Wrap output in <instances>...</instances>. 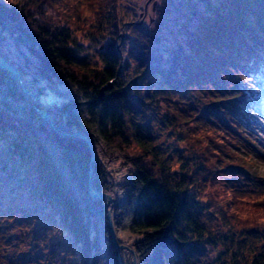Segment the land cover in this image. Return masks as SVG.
Wrapping results in <instances>:
<instances>
[{"label": "trees", "instance_id": "trees-1", "mask_svg": "<svg viewBox=\"0 0 264 264\" xmlns=\"http://www.w3.org/2000/svg\"><path fill=\"white\" fill-rule=\"evenodd\" d=\"M153 1L0 0V50L37 95L0 67V225L37 246L62 231L76 264H131L89 194L90 146L36 104L88 135L139 264H264V0Z\"/></svg>", "mask_w": 264, "mask_h": 264}, {"label": "rangeland", "instance_id": "rangeland-1", "mask_svg": "<svg viewBox=\"0 0 264 264\" xmlns=\"http://www.w3.org/2000/svg\"><path fill=\"white\" fill-rule=\"evenodd\" d=\"M141 4H145L146 0H139ZM124 38V36H123ZM91 38L87 37L85 39L86 44L88 45ZM100 47L103 48L102 45H104V42L101 44H98ZM95 47H97V44H94ZM88 52L92 54V56L97 57V53L95 52V48L89 47ZM264 64V62L262 63ZM51 96H54V94L50 93L47 94V100L50 101ZM63 100V99H62ZM36 101V100H34ZM151 117V114L145 113L143 116V119L149 120ZM264 122V119L262 121ZM260 122L256 123V130L259 131V124ZM157 124H155L156 126ZM157 128V126H156ZM158 129V128H157ZM253 139H257V137L254 136ZM259 139V137H258ZM261 139V153L260 155H254V167H257L259 172L264 174V136ZM167 150L172 151L173 153L178 154V148H175V145L171 144L170 147L167 148ZM4 187H6L3 183H1ZM8 198L10 201L18 203L19 200L17 196H13L11 193L8 194ZM3 206V205H2ZM201 218L205 220L206 218V212L202 211L200 212ZM4 224L0 225V262L6 261L8 258L12 257L15 251L17 249L12 248V244L14 242L20 241L19 251L16 258H12L11 264H76V261L74 257L71 256L69 247L67 245L68 239L66 237H63L61 234L62 231L56 229V233H54V236L56 239L42 241L40 245H36L35 242H31L32 237H25L27 236V232L22 229V224L20 222L19 225H13L11 229H8ZM31 245L33 249L31 248ZM208 253V252H207ZM212 253V256L215 255L214 252H210L209 255ZM207 256V259L212 260V264H217L213 258ZM77 258V256H76Z\"/></svg>", "mask_w": 264, "mask_h": 264}, {"label": "water", "instance_id": "water-1", "mask_svg": "<svg viewBox=\"0 0 264 264\" xmlns=\"http://www.w3.org/2000/svg\"><path fill=\"white\" fill-rule=\"evenodd\" d=\"M149 1H151V0H148V2ZM156 5H157V1L154 0L153 6H152L153 11H155ZM150 19H151V22L155 21V17L153 15H151ZM123 36H124V34L121 33L119 44L122 43ZM0 67L6 69L10 73H12L14 76H16L21 83L23 91L26 94L32 96L33 99H36V97H37L36 93L23 83V73L15 66L14 63L9 61V59L1 52V50H0ZM35 109L39 112L40 116L50 125V127L53 128L55 131H57L59 134H61L63 136H78V137L87 141V143L90 146L91 151H92V154H91V157L89 160V178H88L89 194L92 197H95V198L102 197L105 200L104 206H105V209L107 211L109 231L111 233V240H112V243L114 245V251H115L116 257L120 261H122L121 250L125 249V250H128L132 253L131 264H139L138 256H137L134 248L130 247L126 243H122L117 236L115 225H114V220H113V207H114V204L116 202L115 196L109 192L99 190L92 183L93 169H94V164H95L97 154H96V151H95V149L92 145V142L90 141L88 135L83 131H77V130H74L71 132L64 131V130L57 127L56 122H55L52 114L50 113V111L48 109L41 108V107L37 106L36 104H35Z\"/></svg>", "mask_w": 264, "mask_h": 264}, {"label": "snow or ice", "instance_id": "snow-or-ice-1", "mask_svg": "<svg viewBox=\"0 0 264 264\" xmlns=\"http://www.w3.org/2000/svg\"><path fill=\"white\" fill-rule=\"evenodd\" d=\"M262 178H264V177H262Z\"/></svg>", "mask_w": 264, "mask_h": 264}]
</instances>
